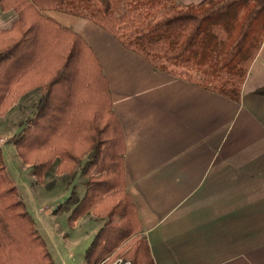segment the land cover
Wrapping results in <instances>:
<instances>
[{"label":"trees","instance_id":"obj_1","mask_svg":"<svg viewBox=\"0 0 264 264\" xmlns=\"http://www.w3.org/2000/svg\"><path fill=\"white\" fill-rule=\"evenodd\" d=\"M15 18L0 29V115L39 90L36 111L13 140L41 181L56 173L83 178L56 210L68 223L90 213L102 219L84 253L87 264L123 258L154 264L126 189L125 142L112 109L108 79L96 53L76 31L45 11L87 19L154 68L240 101L249 67L264 41V0H0ZM254 93L264 95V84ZM0 264H55L0 146Z\"/></svg>","mask_w":264,"mask_h":264},{"label":"crops","instance_id":"obj_2","mask_svg":"<svg viewBox=\"0 0 264 264\" xmlns=\"http://www.w3.org/2000/svg\"><path fill=\"white\" fill-rule=\"evenodd\" d=\"M44 13L84 38L108 79L126 189L154 264H264V95L253 92L264 84V41L235 102L154 68L87 19ZM15 16L0 10V29Z\"/></svg>","mask_w":264,"mask_h":264},{"label":"rangeland","instance_id":"obj_3","mask_svg":"<svg viewBox=\"0 0 264 264\" xmlns=\"http://www.w3.org/2000/svg\"><path fill=\"white\" fill-rule=\"evenodd\" d=\"M179 4H198L203 0H175ZM35 91H38L37 88ZM37 92L22 95L3 115H0V146L6 169L16 184L21 198L35 219L36 226L44 237L55 264H87L84 253L95 231L103 222L87 213L73 225L68 223L69 213L56 210L73 190L82 195L83 178L75 173H56L55 161L46 170L42 180L37 181L32 167L19 158L13 140L21 133L27 121L36 111ZM40 216V217H39ZM69 237V238H66ZM71 252V253H70ZM74 254L77 262H70L68 254ZM83 257V258H82ZM121 258V257H119ZM118 259V258H116ZM114 260H107L112 264ZM122 261H128L121 258ZM81 263V264H82ZM100 264H103L102 262Z\"/></svg>","mask_w":264,"mask_h":264},{"label":"built area","instance_id":"obj_4","mask_svg":"<svg viewBox=\"0 0 264 264\" xmlns=\"http://www.w3.org/2000/svg\"><path fill=\"white\" fill-rule=\"evenodd\" d=\"M103 264H107V261L105 262H102ZM129 262L128 261H122V259L121 258H118V259H116L115 261H113L112 262V264H128Z\"/></svg>","mask_w":264,"mask_h":264}]
</instances>
